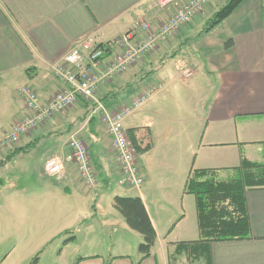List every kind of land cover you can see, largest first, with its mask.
I'll return each instance as SVG.
<instances>
[{"label":"crops","instance_id":"0c3cea01","mask_svg":"<svg viewBox=\"0 0 264 264\" xmlns=\"http://www.w3.org/2000/svg\"><path fill=\"white\" fill-rule=\"evenodd\" d=\"M190 1L0 0V142L29 114L19 88H34L46 104L67 87L52 68L76 43L88 37L113 42L141 22L158 28ZM215 5L216 0L152 54L102 83L95 94L98 103L80 99L15 146H0V173L7 166L16 169L5 179L0 175V186L8 181L0 188V264H32L31 238L42 253L69 236L68 249L85 224L87 229L122 226L134 233L114 208L117 196L142 199L157 235L150 255L85 253L74 262L72 251L62 250L53 264H264V187L246 190L250 237L223 242L203 241L197 200L186 190L196 170L227 178L245 160L264 163V0H243L223 23L202 34L219 10ZM229 40L233 45L226 49ZM182 64L194 73L188 80L180 74ZM148 94L124 121L143 147L152 144L149 152L136 153L144 179L137 190L121 183L102 113H115ZM73 134L89 150L95 188L85 187L68 160ZM20 158L27 170L34 169L35 187L9 185L27 172L16 168ZM53 159L64 163L60 181L45 172ZM179 163L187 164L186 171Z\"/></svg>","mask_w":264,"mask_h":264},{"label":"built area","instance_id":"2783aa9c","mask_svg":"<svg viewBox=\"0 0 264 264\" xmlns=\"http://www.w3.org/2000/svg\"><path fill=\"white\" fill-rule=\"evenodd\" d=\"M214 1L191 0L158 28L149 22H141L139 26L113 42L103 44L95 37H88L76 43L52 68L56 77L67 86L64 90L55 94L46 104H42L34 88L30 86L19 88V94L29 114L14 123L12 128L4 134L0 146L2 148L15 146L23 136L37 130L54 115L69 110L80 99L96 102L95 94L102 83L125 73L131 66L152 54L162 43L191 24ZM166 3L167 1L162 4ZM111 56L112 59L105 63ZM179 71L185 80L194 75L193 71L184 64L179 66ZM150 95L138 98L131 106L121 108L115 113L107 111L102 113V120L107 126L112 148L118 157L122 173L121 183L137 190L143 187L144 179L124 121L134 110L140 108ZM68 147L70 149L68 160L77 167L85 187L95 188L97 177L86 144L73 134L68 141ZM45 172L47 176L58 181L62 180L66 174L64 163L57 159L50 160L45 165Z\"/></svg>","mask_w":264,"mask_h":264},{"label":"trees","instance_id":"16d2710c","mask_svg":"<svg viewBox=\"0 0 264 264\" xmlns=\"http://www.w3.org/2000/svg\"><path fill=\"white\" fill-rule=\"evenodd\" d=\"M243 0H228L208 21L202 34L209 33L223 23L240 6ZM199 37V36H198ZM229 40L225 48H230ZM131 130L128 137L138 155L149 152L152 144L145 147ZM22 153L16 151L13 155ZM9 156V159L13 157ZM264 187V163L244 161L234 174L221 178L214 171L196 170L190 176L186 190L196 197L200 221V232L205 242H223L248 239L251 234L250 222L245 203L246 190ZM115 210L124 218L128 227L143 236L144 242L139 252L149 256L157 235L146 210L139 197H115ZM39 259L36 256L32 264Z\"/></svg>","mask_w":264,"mask_h":264},{"label":"rangeland","instance_id":"374dc122","mask_svg":"<svg viewBox=\"0 0 264 264\" xmlns=\"http://www.w3.org/2000/svg\"><path fill=\"white\" fill-rule=\"evenodd\" d=\"M226 1L227 0H216L215 9L218 10L223 7ZM206 15L207 17H209L210 13ZM140 161H142V159ZM14 164L16 168H19L20 170H23L24 168V171L27 170L26 167L28 163L22 158L18 159ZM186 165V163L177 164V166H180L181 170L183 171H186ZM12 169H15L13 168V165L7 166L4 170V173H0V175L5 179L7 178V174L13 171ZM33 173L34 169L32 168L31 170L28 168L27 172H24L25 176L21 175L15 178L14 184L12 183V180L9 181V185L14 188L35 187L36 185H38V183H36V178ZM7 182L8 181L6 179L5 183L0 186V188H7ZM76 233L77 236L75 238V242H73V244H71L68 249L65 248V245L69 243L68 239L71 238L69 236L64 239L56 240L55 242L49 244L47 247H45L44 251V247L41 248V251H43L42 253L37 250V247L41 244L39 242H34L35 240L31 238L29 243L27 244V250L31 255L30 262L32 263L35 257L39 256L37 263L39 262L40 264H53L54 261L58 259V256L61 254L62 250H65L67 252L72 251L70 252V257L72 258L71 261L76 262L79 257L84 255L85 253L106 256L109 254L124 253L122 251H136L139 250V246L144 242V239L141 235L135 232L130 233L123 229L122 226L102 227L101 225H95L92 229H87V224H85L79 226ZM75 249L78 251H75Z\"/></svg>","mask_w":264,"mask_h":264}]
</instances>
